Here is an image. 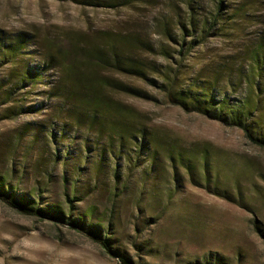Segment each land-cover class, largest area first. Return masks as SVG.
Segmentation results:
<instances>
[{
  "label": "rangeland",
  "instance_id": "1",
  "mask_svg": "<svg viewBox=\"0 0 264 264\" xmlns=\"http://www.w3.org/2000/svg\"><path fill=\"white\" fill-rule=\"evenodd\" d=\"M123 1L0 0V36L26 38L15 60L0 54V189L39 208L25 214L0 199V264H122V258L134 264H264V145L241 126L169 103L159 90L165 72L181 77L182 88L216 74L217 97L224 89L232 102L260 99L248 123L255 125L254 136L264 134V90L260 97L253 92L255 83L263 89L264 61L253 78L236 79L239 68L243 75L249 68L247 51L264 41V0ZM218 1L226 28L216 23L201 38L190 16L209 19ZM103 32L133 35L153 47L131 51L145 63L146 79L105 73L142 91L120 97L167 146H207L205 168L189 170L160 151L138 156L130 143L101 161L106 140L94 127L73 124L62 131L75 120L60 119L68 107L52 97L54 70L17 83L24 68L31 76L43 65L48 43L102 44ZM29 122L48 127L44 139L38 133L41 141L33 140Z\"/></svg>",
  "mask_w": 264,
  "mask_h": 264
},
{
  "label": "trees",
  "instance_id": "2",
  "mask_svg": "<svg viewBox=\"0 0 264 264\" xmlns=\"http://www.w3.org/2000/svg\"><path fill=\"white\" fill-rule=\"evenodd\" d=\"M127 1L129 0L123 2ZM110 4V6L116 5L115 2ZM222 8V2L218 1L217 11L209 19L203 21L191 14L190 23L193 25L194 31L200 32L201 38L206 37L216 23L221 24L220 30L226 28L223 25L224 17L221 15ZM192 34L194 35V33ZM103 38L104 43L102 44L95 40L80 42L77 39L66 40L64 43L59 41L48 43L44 52L40 54L43 58V65L39 66L38 69L33 68L30 72L31 76L28 75V67L24 66L26 68L17 77V83L20 84L27 78L36 81L42 76L44 70H54L56 78L51 87L52 97L56 100H63V106L68 107L67 115L60 117V119L65 120L66 116L75 120V123H71V126L63 123L62 131L69 130L73 124L75 126L87 125L94 127L98 131L96 136H101L106 140L99 153L103 157L101 161H104V158L106 159L105 153L107 151L112 156H116L117 153L124 152V148L127 147L126 144L130 143L138 156L143 155L146 157V154L153 156L160 151L167 155L170 160L178 161L189 170L199 166L205 168L207 165L206 156L209 151L207 146L191 147L190 149L178 151L167 146L164 138L148 128L145 117L133 105L126 103L120 97L122 95L140 96L142 91L119 78H114L105 73V71H108V73L115 72L124 76L146 79L145 63L131 54V51L136 49L153 50V47L129 34L113 35L103 32ZM25 39L21 34L9 37L0 36V54L2 57L7 59V62H11L21 56L26 45ZM182 39L184 40L185 37H182ZM193 40L196 44L202 42L201 40ZM245 58L249 68L244 75L239 68L236 75L237 80L241 78L246 81L256 75V66L257 68L261 67L264 61V41H256L247 51ZM150 68L156 72L161 70ZM231 70L230 64H226L224 71L230 72ZM257 74H260V72L257 71ZM160 77L162 78L159 83V90L169 103L178 105L186 111H197L201 114L213 115L223 122L241 126L251 139L264 145V134L257 130V136H254L255 131L253 129L255 125L248 123L249 117L255 115L256 110H258L260 99L255 101L253 96L249 95L232 102L226 96L224 89L220 91L224 93L222 97H217L219 79L216 74L210 79L201 80L202 83H187L185 88H182L180 83L182 79L179 76L165 72ZM227 81L229 84L230 80ZM255 86L256 89L253 92L259 96L260 92L264 90V86L263 89L258 87L256 83ZM55 109L62 110L59 106ZM25 128L27 132L34 129L35 131L31 136H33V140L37 139L38 141H41L40 138H37L39 134L41 139H44L46 134H42V132L44 130L49 131L46 125L42 126V124L32 122L26 124ZM51 135L52 140L55 139L56 141L54 131ZM55 158L58 159L59 155H56ZM0 199L22 213L35 214L39 212V208L33 205L34 202L27 198L29 202L24 205L25 203L14 197L12 190H5L4 187L0 189ZM52 207L58 213H61L60 206L53 205ZM95 236L96 241L109 248V243L105 238L100 235ZM121 261L122 264H134L124 258Z\"/></svg>",
  "mask_w": 264,
  "mask_h": 264
}]
</instances>
